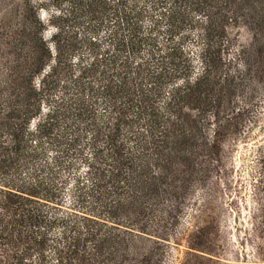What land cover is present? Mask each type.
<instances>
[{"label":"trees","instance_id":"1","mask_svg":"<svg viewBox=\"0 0 264 264\" xmlns=\"http://www.w3.org/2000/svg\"><path fill=\"white\" fill-rule=\"evenodd\" d=\"M50 2L0 22V264H160L242 0Z\"/></svg>","mask_w":264,"mask_h":264},{"label":"rangeland","instance_id":"2","mask_svg":"<svg viewBox=\"0 0 264 264\" xmlns=\"http://www.w3.org/2000/svg\"><path fill=\"white\" fill-rule=\"evenodd\" d=\"M24 1L0 0V22ZM30 1L42 4L35 14L45 23L44 35L51 43L54 28L48 20L63 6ZM240 4L241 17L228 24L217 120L210 112L201 116L198 106L189 111L206 126L193 132L196 154H186L189 173L184 180L180 176L183 184L177 183L181 204L173 211L172 202L165 204L176 219L161 238L140 236V254L159 244L155 253L160 264H264V0ZM1 52L0 46V77L6 64ZM136 252L131 249L134 257Z\"/></svg>","mask_w":264,"mask_h":264}]
</instances>
